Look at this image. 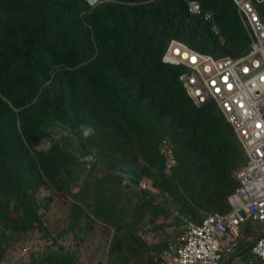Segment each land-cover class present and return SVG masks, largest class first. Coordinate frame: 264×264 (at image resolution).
<instances>
[{"label":"trees","instance_id":"16d2710c","mask_svg":"<svg viewBox=\"0 0 264 264\" xmlns=\"http://www.w3.org/2000/svg\"><path fill=\"white\" fill-rule=\"evenodd\" d=\"M186 1L113 0L91 10L83 0H0V260L9 241L31 231L50 235L37 214L42 206L35 199L37 192L51 184L73 197L72 185L84 184L96 164L113 156L107 153H120L123 161L134 163L123 151L136 152L156 166L158 147L169 138L179 165L195 160L211 180L204 212L236 187L232 172L242 154L231 128L209 110L196 109L177 82L178 71L160 63L172 38L194 47L196 31L201 38L197 49L215 43L208 27L188 13ZM195 1L213 9L226 46L237 51L245 40L233 5L227 0ZM155 110L171 117H155ZM57 127L61 136L54 139L51 131ZM72 143L81 156L73 153ZM84 157L94 162L87 167ZM154 184L197 218V211L184 204V194L176 196L181 184L172 186L165 179ZM121 194L100 192L87 209L101 203L104 208L96 214L120 230L116 215L123 216L132 204L145 208L137 198L119 200ZM140 196L149 201L146 193ZM129 235L123 231V241L113 243L111 250L122 244L131 250L135 264H144L139 259L163 264L161 242L153 245L155 261L141 255L135 246L143 242ZM247 256L248 250L242 254ZM46 262L77 264L62 248L52 250ZM252 264L259 262L254 259Z\"/></svg>","mask_w":264,"mask_h":264},{"label":"clouds","instance_id":"9594fccd","mask_svg":"<svg viewBox=\"0 0 264 264\" xmlns=\"http://www.w3.org/2000/svg\"><path fill=\"white\" fill-rule=\"evenodd\" d=\"M112 1L83 0L91 10ZM227 2L234 7L233 11L245 40L237 47V51L226 46L223 33L215 21L213 9L203 7L195 0H187L188 13L195 17L202 27L204 25L208 27V33L215 43L207 50L197 49L196 45L201 38L195 31L197 38L193 41L194 47L182 40L172 38L167 42L160 57V63L164 67L178 71L177 82L182 86L185 96L193 106L196 109L209 110L211 117L224 121L231 128L238 143L242 162L232 172L236 187L222 200L225 206L219 209L217 205L208 212L202 210L203 201L210 198L208 186L211 180L195 160H191L186 167L180 166L175 144L169 138H165L158 147L160 158L156 166L144 162L141 158L137 162L134 160V163L125 162L120 153L111 152L107 154L113 156L103 158L102 164H96L91 176L84 179V184L72 185L73 197L70 198L85 207L84 219L79 227L80 232L86 233L97 218L111 222L113 229L117 231L112 221H106L96 214V211L104 208V205L99 203L100 207H97L94 204L90 210L87 209V205L100 192L102 196L109 194L114 197L121 191L119 200L137 198L139 202L136 203H144L145 208L151 205L153 209L162 212L166 210V215L172 218V224L178 229L181 227V230L176 232L178 236L174 242H168L164 247V243L161 242L159 257L163 264H181L178 252L180 249L190 253H207L209 256L218 254L220 257L218 264L222 262L231 264V258H236L237 264H252L254 259L259 264H264V259L254 250L258 240L264 239V167L255 153L257 145L245 136L256 120L263 118L264 112V0H227ZM2 99L8 103L6 98L2 97ZM151 113L161 119L171 117L161 115L160 110ZM125 152L123 151L125 156H132ZM82 161L88 167L94 162V158L84 157ZM139 161L143 166L138 164ZM119 162L130 165L141 173L136 185H132L130 180L124 178ZM100 166L106 168L105 174H99L103 171ZM197 166L206 176L207 182L204 184L206 189L197 185L200 178H196L194 183L188 186L187 175ZM175 175L177 179L170 180ZM164 179L171 182L172 186L181 184L183 189L189 191L190 197L184 196L187 201L184 204L197 211L196 219L191 217L189 211H184L181 208L182 203L170 193L155 186V182L160 183ZM141 193H146L149 201L143 200L145 198L140 196ZM78 196L89 199L82 200ZM167 197L172 200V207L165 206ZM156 198L157 202L151 203ZM188 199L191 202H188ZM144 209L131 208L134 226L146 228L149 225L143 217ZM125 216L126 213L121 217L116 215L119 228L127 229L131 226L132 222L124 220ZM244 230L247 232L242 236ZM119 231L121 228L117 232ZM28 235L27 233L2 246L4 254L0 264L8 254V249L16 243L23 242ZM132 237L144 243L141 237ZM47 238L51 240V235ZM57 248L61 247L57 246ZM27 250L28 248L23 249L24 252ZM247 250L250 256L242 257ZM65 253L71 254L79 264L76 255ZM49 254H46L45 261Z\"/></svg>","mask_w":264,"mask_h":264},{"label":"rangeland","instance_id":"374dc122","mask_svg":"<svg viewBox=\"0 0 264 264\" xmlns=\"http://www.w3.org/2000/svg\"><path fill=\"white\" fill-rule=\"evenodd\" d=\"M52 129V137L59 139L61 128ZM49 139L47 138L44 141L45 148L49 146ZM71 145V149L77 157L83 154L75 143ZM135 153L131 152L132 156H128V158H133L137 162L139 158L136 157ZM138 164L143 166L141 161ZM100 168L103 171L99 174H105L106 168L103 166H100ZM216 170L217 165L214 166V176L218 179ZM187 177L188 186L192 185L196 178H200L197 185L206 189L204 185L207 182L206 176L200 167L197 166L191 169ZM170 180L174 179L170 178ZM180 193H183L187 198L190 197V193L186 189L177 188L176 196ZM35 199L37 202L42 203V206L38 208L37 214L48 229L51 240L41 232L31 231L23 242L16 243L8 249V254L1 264H46V254L57 248V246L61 247L65 252L76 255L79 264H116L120 260L123 261V264H135L131 250L124 249L122 244L117 247L116 252L111 250L113 243L118 244L119 241H123V231L127 230L131 236L141 237L144 243H139L135 248L141 255L150 256L156 260L158 255L155 253V248H153V245H156L155 242L159 241L162 244L174 242L178 236L176 232L181 230V227L178 229L172 224V218L166 215V210L162 212L153 209L151 205H148L143 213L144 220L149 225L146 228L134 226L135 221L131 213L132 204L127 209L124 217V220L132 222L130 227L127 225V229L120 227L121 231L117 232L113 229L111 222H104L97 218L94 219L90 229L84 233L80 232L79 227L84 219L85 207L70 198L66 192L58 191L51 184H48L47 188L40 189L37 192ZM156 202L157 198L151 201L154 204ZM171 202L170 197H167L165 206L172 207ZM188 202H191V200L188 199ZM224 206L225 203L218 205L219 209ZM34 208L36 209V206ZM246 232L247 230H244L242 236ZM24 248H28V250L24 252ZM139 260L145 264V260ZM230 263L237 264V259L231 258ZM222 264L224 263L222 262Z\"/></svg>","mask_w":264,"mask_h":264},{"label":"built area","instance_id":"2783aa9c","mask_svg":"<svg viewBox=\"0 0 264 264\" xmlns=\"http://www.w3.org/2000/svg\"><path fill=\"white\" fill-rule=\"evenodd\" d=\"M262 116L263 118L257 119L245 136L250 139V142L257 145L255 153L264 167V112ZM254 250L264 259V239L258 240ZM178 252L181 264H218L220 259L218 254L209 256L207 253H190L185 249H180Z\"/></svg>","mask_w":264,"mask_h":264},{"label":"water","instance_id":"95a60500","mask_svg":"<svg viewBox=\"0 0 264 264\" xmlns=\"http://www.w3.org/2000/svg\"><path fill=\"white\" fill-rule=\"evenodd\" d=\"M119 166L121 167V173L124 178L130 180L132 185H136L141 176V173L134 169L132 166L121 162H119Z\"/></svg>","mask_w":264,"mask_h":264}]
</instances>
